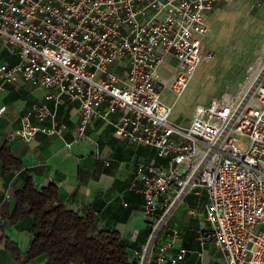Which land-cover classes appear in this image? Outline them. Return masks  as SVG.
<instances>
[{"label": "built area", "instance_id": "2783aa9c", "mask_svg": "<svg viewBox=\"0 0 264 264\" xmlns=\"http://www.w3.org/2000/svg\"><path fill=\"white\" fill-rule=\"evenodd\" d=\"M217 1L0 0V45L17 58L0 66V81L32 82L49 90L45 99L53 103L36 109L38 124L22 118L19 139L62 137L59 108L76 103L81 120L68 149L100 121L162 161L139 167L141 185L132 186L154 218L147 243L133 252L136 264H185L189 255L202 261L208 241L225 264H264V82L252 75L236 95L197 105L188 125L171 120L174 102L163 98L165 91L180 98L202 63L213 60L204 39ZM198 190L207 197L210 228L200 249L190 250L168 223Z\"/></svg>", "mask_w": 264, "mask_h": 264}, {"label": "crops", "instance_id": "0c3cea01", "mask_svg": "<svg viewBox=\"0 0 264 264\" xmlns=\"http://www.w3.org/2000/svg\"><path fill=\"white\" fill-rule=\"evenodd\" d=\"M227 3L224 0L216 2L213 12L208 16L210 25L212 15ZM16 62L17 58L0 45V66L14 65ZM169 62L174 63L171 60ZM48 93L49 90L32 82L14 86L0 81V109H4L3 114H0V132L4 140L8 141L14 156L23 162L27 170L16 173L12 180L6 182L0 164V206L9 198L13 188L22 186L30 176L38 188L49 183L56 184L61 201L69 209L82 215L92 211L102 228L116 230L124 239L142 245L145 241L142 232L149 224L154 225V218L143 213V195L134 191L132 186L141 185V179L137 176L139 167L162 161L157 158L153 148L122 142L111 127L100 121H94L87 131V137L68 149L66 144L73 140L81 120L76 103L67 102L59 108L57 119L62 137L39 135L31 142L22 141L15 134L21 127L22 118L30 116L32 122L38 124L36 109L44 103L53 107V103L45 99ZM50 124L51 120H47L46 125ZM188 196H193L192 207L185 200ZM186 197L174 212L171 221L175 226L172 223L171 226L180 230L182 246L198 250L200 235L210 228L203 216L207 197L200 190ZM11 204L13 206V200ZM0 225V264H16L5 250L6 238L17 243L26 254L32 237L25 227L16 228L8 221L1 220ZM213 249L218 252L213 243L208 241L203 260L189 255L190 263L216 262ZM29 264L48 262L45 257H40Z\"/></svg>", "mask_w": 264, "mask_h": 264}, {"label": "trees", "instance_id": "16d2710c", "mask_svg": "<svg viewBox=\"0 0 264 264\" xmlns=\"http://www.w3.org/2000/svg\"><path fill=\"white\" fill-rule=\"evenodd\" d=\"M0 164L6 182L16 173L27 172L1 132ZM192 197L185 199L190 207ZM163 212L160 211V216ZM0 220L16 228L25 227L32 237L26 254L17 243L6 238L5 250L16 264H29L40 257H45L48 264H136L133 252L147 243L154 226L149 224L142 232L145 239L142 245L124 239L118 231L102 228L94 212L82 215L66 207L56 184L38 188L30 176L22 186L13 188L1 204ZM189 257L185 264H191Z\"/></svg>", "mask_w": 264, "mask_h": 264}, {"label": "rangeland", "instance_id": "374dc122", "mask_svg": "<svg viewBox=\"0 0 264 264\" xmlns=\"http://www.w3.org/2000/svg\"><path fill=\"white\" fill-rule=\"evenodd\" d=\"M210 22L204 48L213 53V60L202 63L180 98L169 91L163 93L166 103L174 102L171 120L182 125L189 124L197 105H208L225 94L236 95L264 63V0H230ZM260 78L264 82V68ZM239 147L246 149L247 141ZM212 253L216 262L209 264H225L223 252L213 249Z\"/></svg>", "mask_w": 264, "mask_h": 264}, {"label": "bare ground", "instance_id": "6f19581e", "mask_svg": "<svg viewBox=\"0 0 264 264\" xmlns=\"http://www.w3.org/2000/svg\"><path fill=\"white\" fill-rule=\"evenodd\" d=\"M263 68H264V63H262L261 65H259V67H258V70L257 71H254L253 72V78H252V82L254 81V80H257L258 78H259V76H261V72H262V70H263ZM252 77V76H251ZM174 106V105H173ZM178 204V202H176V205ZM168 216L169 215H167L166 217H165V219L159 224V228L162 226V225H164V223H165V221H166V219L168 218Z\"/></svg>", "mask_w": 264, "mask_h": 264}]
</instances>
